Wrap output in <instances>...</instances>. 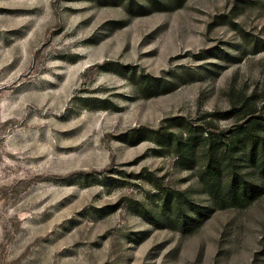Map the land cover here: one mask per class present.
<instances>
[{"label": "rangeland", "instance_id": "374dc122", "mask_svg": "<svg viewBox=\"0 0 264 264\" xmlns=\"http://www.w3.org/2000/svg\"><path fill=\"white\" fill-rule=\"evenodd\" d=\"M263 87L264 0H0V264H264V193L211 209L152 135Z\"/></svg>", "mask_w": 264, "mask_h": 264}, {"label": "trees", "instance_id": "16d2710c", "mask_svg": "<svg viewBox=\"0 0 264 264\" xmlns=\"http://www.w3.org/2000/svg\"><path fill=\"white\" fill-rule=\"evenodd\" d=\"M214 113L208 115L212 117ZM217 117L230 119V124L219 128L208 120L206 125L188 130L185 139L166 132L165 127L152 130V135L159 144L163 142L158 135L165 136L175 157L186 168L194 165V150L201 143L203 161L196 177L210 198L211 209L246 205L264 193V87L236 94L226 110L217 112ZM140 133L135 142L147 135ZM175 193L173 196L166 190L163 198L164 204L171 202L176 210L174 220L180 226L187 222L198 225L200 221L195 216L199 211H182L181 195L179 191ZM159 212L164 217L165 209Z\"/></svg>", "mask_w": 264, "mask_h": 264}]
</instances>
